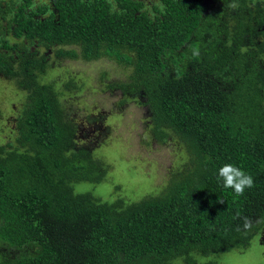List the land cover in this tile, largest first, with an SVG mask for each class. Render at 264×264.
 <instances>
[{
    "label": "trees",
    "instance_id": "16d2710c",
    "mask_svg": "<svg viewBox=\"0 0 264 264\" xmlns=\"http://www.w3.org/2000/svg\"><path fill=\"white\" fill-rule=\"evenodd\" d=\"M41 47L125 66L108 87L146 105L154 134L174 133L193 172L133 201L77 192L105 168L73 149L65 93L78 82L45 79ZM0 75L23 94L0 142V264H217L198 257L245 248L260 228L251 220L264 222V0H5ZM224 163L254 186L224 188Z\"/></svg>",
    "mask_w": 264,
    "mask_h": 264
},
{
    "label": "rangeland",
    "instance_id": "374dc122",
    "mask_svg": "<svg viewBox=\"0 0 264 264\" xmlns=\"http://www.w3.org/2000/svg\"><path fill=\"white\" fill-rule=\"evenodd\" d=\"M143 1L149 8L159 3V0ZM38 2L45 3L47 0H34L35 4ZM41 50L51 55L52 62L46 70L45 79L69 77L70 74L78 82V88H71L65 93V107L75 125L73 149H88L105 168L103 180L96 183V187L89 182H77L74 184L77 192L91 190L103 199L120 197L133 201L143 194L161 195L174 181L193 172L195 162L185 144L172 132L158 138L154 134L147 106L139 103L137 97L124 99L120 89L108 87V82L114 79H125L128 70L125 66L106 56L89 61L81 58L57 59L53 48L41 47ZM102 72H106L108 77ZM22 99L23 94L16 86L0 75L1 143L11 138V119ZM251 222L260 225V228L245 248L199 256L198 261L264 264V222L260 217ZM168 264L184 263L175 259Z\"/></svg>",
    "mask_w": 264,
    "mask_h": 264
},
{
    "label": "clouds",
    "instance_id": "9594fccd",
    "mask_svg": "<svg viewBox=\"0 0 264 264\" xmlns=\"http://www.w3.org/2000/svg\"><path fill=\"white\" fill-rule=\"evenodd\" d=\"M217 176L222 180L223 187L232 189L236 195H243L246 188L254 186L253 177L232 163L221 165L217 170ZM219 202L223 203L224 201L220 200ZM249 226L250 224L246 220L245 227Z\"/></svg>",
    "mask_w": 264,
    "mask_h": 264
}]
</instances>
